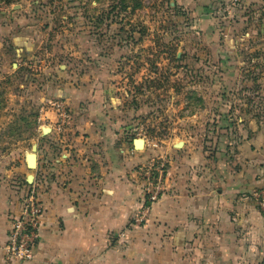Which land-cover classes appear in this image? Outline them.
<instances>
[{
  "label": "crops",
  "instance_id": "obj_1",
  "mask_svg": "<svg viewBox=\"0 0 264 264\" xmlns=\"http://www.w3.org/2000/svg\"><path fill=\"white\" fill-rule=\"evenodd\" d=\"M176 1L192 34L202 36L191 48L207 53L203 60L231 67L252 50L235 22L264 0ZM231 23L239 41L219 42ZM33 27L21 0H0V79L27 78L40 66ZM41 81L38 94L50 102L38 117L45 134L35 143L31 181L43 205L39 238L31 259L6 256L30 183L28 153L21 158L16 140L0 138V264H264V217L254 198L264 180V121L212 126V137L208 127L178 148L171 142L161 169L145 139L135 147L128 108L105 80L74 86L48 74ZM8 125L0 122V132ZM156 179L158 196L149 201L145 185Z\"/></svg>",
  "mask_w": 264,
  "mask_h": 264
},
{
  "label": "rangeland",
  "instance_id": "obj_2",
  "mask_svg": "<svg viewBox=\"0 0 264 264\" xmlns=\"http://www.w3.org/2000/svg\"><path fill=\"white\" fill-rule=\"evenodd\" d=\"M21 1L33 21L40 66L28 69L27 78L0 79V122L11 127L0 138L16 140L12 150L21 158L45 134L38 117L50 101L42 102L38 91L48 74L74 86L105 80L128 108L132 134L161 156L162 168L171 142L178 148L208 127L212 137V126L264 121V3L236 19L240 42L252 50L240 51L239 66L226 67L191 48L202 36L192 34L176 0ZM227 26L230 36L219 42H238L234 24Z\"/></svg>",
  "mask_w": 264,
  "mask_h": 264
},
{
  "label": "built area",
  "instance_id": "obj_3",
  "mask_svg": "<svg viewBox=\"0 0 264 264\" xmlns=\"http://www.w3.org/2000/svg\"><path fill=\"white\" fill-rule=\"evenodd\" d=\"M241 0H230L232 4ZM153 163L148 165L149 173L152 171ZM163 165H161V169ZM158 171V170H157ZM148 175V174H147ZM152 175H148L150 179ZM148 181L145 185L148 192V200L154 201L157 198V183ZM254 198L261 215L264 217V180L254 191ZM43 205L37 192V182H31L28 192L21 199L20 213L11 219V227L7 234L6 256L15 260L31 259V251L35 248L39 238L41 216Z\"/></svg>",
  "mask_w": 264,
  "mask_h": 264
},
{
  "label": "water",
  "instance_id": "obj_4",
  "mask_svg": "<svg viewBox=\"0 0 264 264\" xmlns=\"http://www.w3.org/2000/svg\"><path fill=\"white\" fill-rule=\"evenodd\" d=\"M142 142H143L142 139H139V138L138 139H134L135 147L140 148ZM180 144L181 143L179 142L178 145H180ZM36 150H37L36 144L33 143L31 145L30 153H28L27 156H26V164H27V167L30 170H33L35 168V166H36V160H35V158H36V155H35ZM32 179H33V175L32 176H28L27 183H31Z\"/></svg>",
  "mask_w": 264,
  "mask_h": 264
},
{
  "label": "trees",
  "instance_id": "obj_5",
  "mask_svg": "<svg viewBox=\"0 0 264 264\" xmlns=\"http://www.w3.org/2000/svg\"><path fill=\"white\" fill-rule=\"evenodd\" d=\"M99 86H102V84H99Z\"/></svg>",
  "mask_w": 264,
  "mask_h": 264
}]
</instances>
